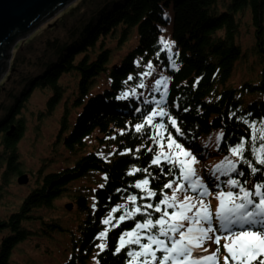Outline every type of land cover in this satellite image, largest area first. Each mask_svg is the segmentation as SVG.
Returning a JSON list of instances; mask_svg holds the SVG:
<instances>
[{"label":"trees","instance_id":"1","mask_svg":"<svg viewBox=\"0 0 264 264\" xmlns=\"http://www.w3.org/2000/svg\"><path fill=\"white\" fill-rule=\"evenodd\" d=\"M71 8L57 18V26L12 55L0 84V209L6 212L0 219V264H19L14 256L19 245L58 236L68 241L69 258L63 264H158V259L129 256L141 251L138 244L126 243L119 252L116 248L137 223L174 210L166 203L157 212L160 200L171 198L174 190L178 202L184 195L202 199L213 228L219 229L213 201L227 189V180L236 179L250 191L255 183H264V166L253 154L264 143V0H79ZM133 34L136 44L109 65L114 49L121 50ZM164 34L171 36L173 50L159 43ZM110 39L117 41L113 48L106 47ZM150 70L157 74L147 75ZM76 76L77 93L66 96V80ZM102 76L108 84L91 93ZM159 76L166 88L149 84ZM38 91L47 96L46 103L29 112ZM157 105L165 115L148 124L143 116ZM60 106L51 153L34 171L27 169L19 144L29 123L39 137L44 122ZM168 117L176 121L175 127ZM137 124L142 125L139 131ZM158 130L204 161L232 160L229 149L243 142L237 171L218 177L205 169L208 194L202 197L182 180L185 186L177 189L179 165L152 163L159 152ZM213 130L221 131L222 138L210 151L202 137ZM249 165L259 171L253 174ZM20 178L29 189L12 203L11 190ZM143 179L149 181L146 190L136 187ZM61 202L72 217L61 215ZM158 229L137 231L144 237L158 234ZM223 244V239L219 245L206 240L201 248L213 250L207 249L206 255L216 252L218 264H224ZM34 246L41 248L39 242ZM161 255L156 252L157 258ZM194 255L201 256L197 250Z\"/></svg>","mask_w":264,"mask_h":264},{"label":"snow or ice","instance_id":"2","mask_svg":"<svg viewBox=\"0 0 264 264\" xmlns=\"http://www.w3.org/2000/svg\"><path fill=\"white\" fill-rule=\"evenodd\" d=\"M165 17H167V13H165ZM159 43L170 50L174 42H169L164 37H160ZM149 67H151V63H149ZM161 83V80L156 81L157 85ZM164 115L163 109L158 111L154 108L145 114L143 119L148 124H152L154 117ZM168 119L175 127L176 121L171 117H168ZM141 127V124H137V131ZM157 127H160V125H157ZM176 130L177 132L180 131L179 128ZM253 131L255 132V129ZM260 139L264 141V132L261 133ZM167 140L169 147H174L177 150L176 153L165 157L169 162L179 165L180 180L176 181V188L180 189L185 186L181 184L182 180L186 182V187L192 191L199 190L201 197L207 195L208 188L200 178L196 177L194 168L197 163L196 156L190 149H186L174 140L171 135L167 137ZM229 151L232 156L238 159L242 158L243 142L231 147ZM253 154L256 163L264 166V143H261L258 150L254 149ZM152 163H159L158 158H154ZM216 170H222L223 174L227 175L230 172H236L237 168L233 160L225 157L220 164L216 165ZM132 171L134 172L136 169ZM251 171L256 174L259 169L251 167ZM240 174L243 175V173ZM226 183L230 189L238 188L239 191L229 190L216 193L218 206L215 210V219L219 222V229L213 228V217L209 206L202 199L184 195L183 201L178 202L177 193L174 190L171 198L165 197L155 207L157 212H161L160 205L167 203L168 207L174 210L171 213L164 211L161 217L155 221L146 219L143 223H137L135 229L121 236L120 245L116 248V251L119 252L126 243L138 244L141 251L129 252V256H144L151 258L153 261L158 259V264H218L216 252L204 256L194 255V252L200 249L206 240H212L213 243L219 245L220 240L223 239V248L227 253L224 257V264H229V258L233 264H252L258 256L264 257V183H255L254 191L240 185V182L236 179H228ZM148 184L147 179L138 180L136 187L146 190ZM164 187L170 188L172 185L165 184ZM148 195L152 196L153 193L148 191ZM129 199L135 202L136 197L132 196ZM193 199H196V203L192 202ZM148 207H152V205H148ZM135 211H139V209H135ZM104 223L107 224L109 221L105 220ZM237 225L239 226L238 229L233 230V226ZM155 226H159L158 234L142 237L137 231L140 229L151 231ZM221 232L226 234L223 236L218 234ZM104 236L105 233L101 232L100 237L103 238ZM125 236L129 239L125 240ZM142 238H146L147 243H141ZM157 251L162 253L159 258L156 257ZM204 251L207 250L204 249ZM218 251L219 248H217ZM144 264H148L147 260L144 261ZM259 264H264V259H261Z\"/></svg>","mask_w":264,"mask_h":264},{"label":"rangeland","instance_id":"3","mask_svg":"<svg viewBox=\"0 0 264 264\" xmlns=\"http://www.w3.org/2000/svg\"><path fill=\"white\" fill-rule=\"evenodd\" d=\"M76 3H74V4L66 7L64 10L60 11L53 19H51L49 21L47 20L46 22L44 21L45 23L43 22L42 25L41 24L38 25L39 27L36 30H34L28 38L17 43V45L14 47L12 53L15 54L18 50L21 51L22 47H24L25 44L30 39L34 38L35 36H38L39 34L47 32L48 30H51L52 27L57 26V21H58L57 18L60 15H62L63 13L69 12V9L71 7L74 8ZM56 32L60 33V30L56 29ZM115 37H117V36H115ZM162 37H164L165 40L172 42L169 40V38H171V36H169V38H168V35L164 34V35H162ZM135 38H136L135 34H133L131 36V38L128 40V42L125 43V46L122 48V50H119L118 52L115 50L109 65L116 64V62L120 58V55H122V54H124V52L128 51V48L130 45H131L130 46V48H131L133 45L136 44ZM116 42H117L116 40L110 39L107 42L106 47L107 48H113L115 46ZM10 50L11 49L9 48L6 55H5L6 59H8V57H9L8 54H9ZM170 50H173V43L171 45ZM98 52H100L99 49L95 51V54H93V59L95 58V55ZM2 62H3L2 63V71L4 73H6V75H7L8 71H9L10 62L7 63L6 60H4ZM156 74L157 73H155L153 70H150L147 72V75H156ZM5 78H3V80ZM77 78H78V76L67 78L66 84L69 86V88H68V93H65L66 96L72 97L75 93H77V81H76ZM157 80H161L162 83L160 85H157L156 84ZM98 84L99 85H98V87H96V89H98L99 87L102 88V86L107 85L108 81H107L106 76H102L99 79ZM149 84H155V86L159 87V88L165 87V85L167 86V83H166L164 77H162V76H159L155 80H152L151 82H149ZM93 92L95 93V92H97V90L93 89ZM144 93H145V91L139 92V94H141V95H143ZM65 97H64V99H65ZM46 99H47V96L44 93L39 92V91L34 93L32 98H31L30 105L28 107L29 112H37L38 109H41L42 107H44V105L46 103ZM63 100H62V102H63ZM69 101H70L69 106H71L70 105L71 100H69ZM159 107H160L159 105L156 106V108H159ZM60 113H61V106L59 107V110L56 112L54 117H52V118H50L44 122L43 126L40 128L41 134L39 137H37L34 133V129H33L34 123H29L28 130H27L24 138L22 139V141L19 144L21 156H22V159L24 160V162L26 164L27 169L34 171L37 168V163L40 160L44 159L45 157H48L49 154L51 153L50 145L52 144V142L54 140V136L57 132V127H58L57 122L59 120ZM157 133H158V135H157V138L155 139V141H157L158 145H159V155L157 158L160 162V161L164 160L165 157L176 153L177 150L174 147H171V148L169 147V143L167 140L168 136L163 135V131L158 130ZM34 136H36V137H34ZM171 136L174 139L173 135H171ZM221 138H222L221 131L213 130L211 133L203 136L202 140H203L205 147L209 148L210 151H214L217 149ZM193 154L196 156V159H197V163L194 165L196 177L200 178L203 182H204V176L203 175H204L205 169H207V170L213 169L216 172L218 177L225 175V174H223L222 170L221 171L216 170V165L220 164L221 161H223L222 157L208 158V160L204 161L201 158H199L196 153L193 152ZM232 160L236 164L238 158L232 156ZM96 178H98V177H96ZM87 183L90 184V181H87ZM28 189H29V187H27L26 185H20L18 183V181H15V184L11 190L12 196L9 198V201L14 203L16 201V198L21 196L22 194H25L28 191ZM229 190H231V189L227 185V189L225 191H229ZM222 191H224V190H222ZM217 204H218V201H217ZM63 205H64V202H61L60 204H57V207L63 209ZM65 213L69 217L73 216V215L68 214L63 209L61 215L66 217ZM5 214H6V212L3 209H0V219H2L5 216ZM36 242H39L41 244L40 249H37L34 246V244ZM66 248H67V243H66L65 237L58 236V238H56L55 240H33V241L26 242L22 245H19L18 246L19 250H17V252L15 253L14 256L16 257L15 259L19 264H27L28 261H33L34 264H62L67 257Z\"/></svg>","mask_w":264,"mask_h":264},{"label":"water","instance_id":"4","mask_svg":"<svg viewBox=\"0 0 264 264\" xmlns=\"http://www.w3.org/2000/svg\"><path fill=\"white\" fill-rule=\"evenodd\" d=\"M78 0H0V82L6 76L2 61H11L14 47L25 40L43 22ZM44 22V23H45ZM8 59L5 55L8 49ZM6 63V64H7Z\"/></svg>","mask_w":264,"mask_h":264},{"label":"bare ground","instance_id":"5","mask_svg":"<svg viewBox=\"0 0 264 264\" xmlns=\"http://www.w3.org/2000/svg\"><path fill=\"white\" fill-rule=\"evenodd\" d=\"M67 93V92H66ZM19 183H20V181H19Z\"/></svg>","mask_w":264,"mask_h":264}]
</instances>
